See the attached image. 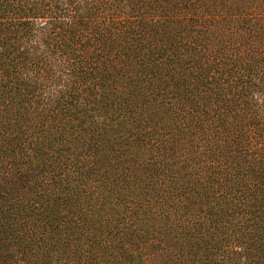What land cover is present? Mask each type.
Returning <instances> with one entry per match:
<instances>
[{
	"label": "trees",
	"instance_id": "trees-1",
	"mask_svg": "<svg viewBox=\"0 0 264 264\" xmlns=\"http://www.w3.org/2000/svg\"><path fill=\"white\" fill-rule=\"evenodd\" d=\"M0 264H264V0H0Z\"/></svg>",
	"mask_w": 264,
	"mask_h": 264
},
{
	"label": "rangeland",
	"instance_id": "rangeland-1",
	"mask_svg": "<svg viewBox=\"0 0 264 264\" xmlns=\"http://www.w3.org/2000/svg\"><path fill=\"white\" fill-rule=\"evenodd\" d=\"M161 259H162V258L157 259V260H156L157 263H160ZM156 261H155V262H156Z\"/></svg>",
	"mask_w": 264,
	"mask_h": 264
}]
</instances>
